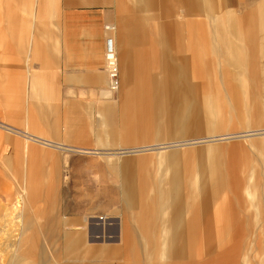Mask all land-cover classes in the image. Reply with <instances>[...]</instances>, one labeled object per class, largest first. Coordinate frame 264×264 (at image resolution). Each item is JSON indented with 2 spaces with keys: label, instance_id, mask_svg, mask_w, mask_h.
Segmentation results:
<instances>
[{
  "label": "crops",
  "instance_id": "1",
  "mask_svg": "<svg viewBox=\"0 0 264 264\" xmlns=\"http://www.w3.org/2000/svg\"><path fill=\"white\" fill-rule=\"evenodd\" d=\"M235 1L0 0V50L6 61L4 69L0 70L3 78L0 84L5 89L1 101L6 108L0 128L16 130L14 126H8L16 121L12 102L22 101L23 109V104H18V108H21L23 118L20 124L24 127L17 132L23 140L20 146H16L20 152L15 156L22 158L21 185L24 183V168L30 163L40 192L31 202V211L22 215L21 237L25 239L19 251L26 256L25 264L27 259L35 257L30 248L39 243L38 236L52 233L53 225L52 229H44V220L52 221L53 218L47 215L55 208H45L44 204L50 195L48 189L58 188L59 181L58 173L43 175L36 165L35 146L64 149L55 140L39 135L40 132L47 134L45 128L32 125L46 127L48 123H57L63 126L64 123V135L70 140H76L86 132L83 125L88 112L81 105L77 107L74 99H64L63 115H60L63 121L53 119L59 115L58 92H103L110 105H116L113 95H120L118 102L126 117V121H122L126 130L131 129L127 118L131 108L129 100L134 94L136 119L133 123L144 140L153 133V141H157L162 124L160 106L156 104L161 99L157 87L162 76L165 85L163 99L169 109L168 133L172 138L194 137L203 132L202 123L209 124L205 129L209 132L217 128L215 123L220 113L211 104L203 111L192 83V79L204 71L210 76L216 66L223 84L228 72L236 75L240 93L244 101H248L245 108L250 124L261 128L247 135L216 139L197 136L187 142L173 141L168 144L170 151L165 172L161 169L159 155L150 159L151 163L143 157L137 161L141 166L150 163L155 168L123 174L127 222L122 225L121 238L126 257L133 259L127 264H185V258L179 257L183 258L185 254L184 238L187 237L193 238L196 249L192 250L196 259L235 245L236 238L241 236L251 239L248 241L250 248L242 258L244 261L248 258L245 264L252 261L250 252L264 251V0L243 13L232 8ZM162 5L168 14L175 10L172 6L176 8V17L169 15L163 26L156 22ZM147 10H150L154 22L143 25L139 19L146 20ZM136 12L139 13L137 16ZM181 13L184 18L179 20ZM106 26H109L108 30ZM106 35L113 39L119 74L117 90L112 95L106 70L101 71L105 69ZM157 39L164 43L161 47L157 45ZM169 40L175 42L172 47L167 46ZM148 44L152 45L145 46ZM159 48L163 54L162 67L158 63ZM180 53L185 56L180 58ZM159 67L163 71H157ZM92 74L98 84L94 88L87 79ZM210 84L209 80L208 88ZM246 84L249 85L247 90ZM258 85L261 88L256 89ZM208 88L206 90L210 91ZM232 108L236 114L237 105ZM52 109H55V115L46 114V110ZM35 115L53 118L37 121ZM110 132L116 134L117 130L112 128ZM105 137L110 138L107 134ZM241 137L250 142L256 158L245 156L233 160L232 156L226 155L224 160L218 161L219 158L215 160L202 155L196 168L191 169L186 165L191 161L190 156H185L180 149L184 144L228 143ZM100 141L103 143L100 145H105ZM157 147L163 148V144L154 142L131 152L140 154ZM61 213L62 210L57 208L56 217H61ZM108 222L105 226L108 232H103V239L106 234L113 233L114 226H119L118 220H111V225ZM253 228L257 231L247 237L243 231ZM44 230L48 231L45 233ZM116 235L118 238V232ZM162 238L163 245L160 244ZM176 252L180 256L172 258V253ZM135 253L139 254L138 257ZM157 253L165 255L157 257Z\"/></svg>",
  "mask_w": 264,
  "mask_h": 264
},
{
  "label": "rangeland",
  "instance_id": "2",
  "mask_svg": "<svg viewBox=\"0 0 264 264\" xmlns=\"http://www.w3.org/2000/svg\"><path fill=\"white\" fill-rule=\"evenodd\" d=\"M260 1L261 0H244L243 2L242 0H236L231 6L238 11V13H243L242 11L254 7ZM164 8L166 9V7L162 5L161 9L158 11L159 14L156 21L162 26L168 22L169 15L172 18L176 17V8L174 6L171 8L175 10L170 14H168L169 12L166 13ZM137 14L139 13L136 12V16ZM179 16L181 18L179 20L184 18L182 13ZM145 19L146 20L143 21L140 18V23L147 25V23L150 24V22H154L150 10L146 11ZM151 41L153 42L152 39ZM157 43L160 47L164 44L161 42V39H157ZM174 43V40H169L167 46L172 47ZM150 45L148 44L145 46ZM135 49L133 48V50ZM180 54V58L185 56L184 53ZM158 57L159 66L162 67L163 54L161 48L158 49ZM4 59L3 52L0 50V70L5 67L6 61H4ZM160 67L157 71L162 70ZM104 70L105 69H102L101 71ZM151 73L152 72H150V74ZM225 76L226 83L223 84V78L219 73V68L217 69L216 66L215 72L210 76L204 71L201 75L192 79L193 87L194 89L196 88L198 94L197 97L202 102L203 111L206 110V105L211 104L214 105L216 110L220 113V117L215 123L217 126L216 130L211 132L205 130L209 126V124L205 122L200 125L204 133L200 132L199 135H195L194 137H212L216 139L223 136L247 135L253 132V130L261 128L250 124V119L246 115L247 108H245L248 101L245 102L240 93V89L236 82L238 79L235 77L236 75L228 72ZM1 79L3 78L0 77V80ZM87 79L90 80L88 83H91L92 88L98 85L94 81L95 75L92 74L90 78ZM159 79L161 83L157 87L159 90L157 94L161 99L158 100L156 104L160 106L161 117L159 120H162V124L160 126L161 131L160 134H158L157 141H153V133H150L147 136V140H144V136L138 133L135 123H133L136 119V102L133 97L134 94L132 99L129 100L131 108L129 110L130 116L127 119L129 121L128 126H131L130 130L123 128L124 124L122 121H126V117H124L125 115L121 108V104L118 102V100H121L120 95L114 94L113 100L116 101V105H110L108 104L109 99L105 93H98L97 91L83 93L58 92L59 101H57V114L59 115L54 118L52 117L54 120H57L56 122L63 121V117L60 115H63V101L66 98L74 99L77 107L81 105L83 110L88 112L86 113L87 117L83 125L86 132L78 139H66L63 122V126L62 124L56 123L53 125L52 123L51 125L48 123L46 125L48 130L41 124L32 125L33 127L45 128L47 134L39 131V135L42 137L43 135L44 137L46 136L48 140H55L56 143L58 142L61 144L60 146H63L64 149L42 147L39 145L35 146L36 158H38L36 160V165L42 170L41 172L43 175L50 174L51 176L54 172L58 173L59 181L58 188L48 189L50 190V195L47 197L44 204L45 208H50L51 206L55 208L53 212H48L47 215L48 218H53L52 221L50 220L47 222L45 221L46 219L44 220V229H52L51 226L53 225L52 233L49 235L47 232L48 230H44L47 234L38 236L40 239L39 243L31 246L33 249L30 248L34 251L35 257L27 259V264H127L133 261L132 258L126 257V247L121 238L122 225L127 222V207L124 204L122 187L125 184L122 179L123 174L137 169L145 168L151 170L155 168L153 164H150V159L159 155L162 158L161 169L165 172L168 165L167 157L170 151L168 144H171L173 141L187 142L190 138H194L193 136H187L184 138L176 137V139L172 138V134L170 135L168 133V125L166 122L170 119L168 118V103L163 99L165 85L162 84V80L164 78L160 76ZM209 80L211 84L208 88L206 84ZM244 87L247 90L249 85L246 84ZM206 88L210 91H207ZM259 88H261L259 85L256 86V89ZM97 89L98 88H96V90ZM4 91L3 84H0V122H4L3 113L5 112V107L4 102L1 101ZM110 95L112 94L110 93ZM245 96H247V93H245ZM256 103H259V101ZM12 104L13 110L16 112L14 116V121H16L15 123L13 122V124H7L8 126H14L13 128L16 130L0 128V176H2L0 179L4 180V185L11 186L12 188L0 192V264H8L7 261H3L2 252L5 245L8 243V238L4 234V227L8 226L9 220L12 219L13 221L11 222L13 225L16 224L17 218L15 216L18 206L13 200L16 190L14 187L21 184L22 176V158L15 155L20 152L16 146H20L23 140L17 132L18 129L24 127V125L20 124L23 118L20 114L21 108H18V104L21 105L23 103L17 100L12 102ZM236 105L238 112L235 114L232 107ZM23 106L24 104L22 105V109ZM31 110L37 113L35 108H31ZM54 110L55 109L46 110V114L51 113L55 115L56 113ZM52 118H50V116L42 117L35 115L34 119L40 121L52 120ZM112 128L117 130L116 134L110 132ZM122 129H124V131H122ZM106 131H108V133H106ZM106 134L110 136V138L106 139ZM98 136H101V138ZM113 136L115 137L114 139H112ZM258 138H262V136H258ZM100 140L104 141L105 145H100L103 144ZM154 142L163 144V148L157 147L155 150L140 154L131 152V150H136L137 148H146L147 145ZM249 143L247 138L241 137L231 139L228 143L212 141L193 146L184 144L180 149L185 156H190L191 161H188L186 165L191 167V169H195L196 163L198 162L197 160L202 155L212 157L215 160L219 158V160L217 159L218 161L224 160L226 155L232 156L233 160L245 156L248 158H256ZM22 150L24 152L26 151V149ZM140 157L145 159L148 158L150 163H146L142 166L139 165L137 161ZM31 202L25 204L22 210L23 216L31 211ZM57 208L62 210L60 214L61 217H56ZM111 220H118L119 226L118 228L114 226L112 230L114 234H106V238L103 239V236H105L103 232H105V230L108 232L107 227L105 228L107 221H109L108 225H111L113 223L110 222ZM255 231H257L256 228L248 229L243 232L247 234L246 236L248 237ZM117 232L118 238L116 235ZM227 232L230 231L227 230ZM99 233L103 234L100 235ZM244 238L246 237L241 236L240 238H236L237 243L235 245L223 248L215 253L203 255V257L196 259L195 251L192 250V248L196 249L193 238L187 237L184 238V257L179 258H185V264H245L242 258L247 254L250 248L248 241L251 239ZM165 239L168 240V238ZM79 242H81V244H79ZM155 244L158 245L159 243L156 242ZM160 244L163 245V238ZM134 255L138 257L139 254L135 253ZM164 255L163 253L156 254L157 257ZM197 255L200 257L199 254ZM249 255L253 258L250 264H264V251H259L258 253L250 252ZM173 256H180L179 252H176V254L172 253V258ZM255 256H258V258ZM24 257L26 256L22 253L20 254V251L17 250V253L14 255L15 260L11 264H25L26 259ZM233 259L236 260V262H232Z\"/></svg>",
  "mask_w": 264,
  "mask_h": 264
},
{
  "label": "bare ground",
  "instance_id": "3",
  "mask_svg": "<svg viewBox=\"0 0 264 264\" xmlns=\"http://www.w3.org/2000/svg\"><path fill=\"white\" fill-rule=\"evenodd\" d=\"M106 29L108 30L109 26H106ZM107 38H110V40H111V47H112V50L114 52V56H115V59H116V50H115V45H114L113 39L111 37H107ZM105 53H106V49H105ZM116 62H117V60H116ZM117 69H118V67H117ZM105 70H106V74H107L106 62H105ZM107 82H108L109 92L111 94H114V92L117 90V87H116V90H112L110 88L108 74H107ZM46 147H47V145H46ZM27 161L25 163H27ZM28 162H30V160ZM30 165H31L30 163H28V166L26 164V168H24V170H25L24 183H22V185L19 184V185H21V187L18 186V188H16L15 197L13 198L15 204L18 206L17 213H16V216H15L17 218L16 219V224L13 225V223L11 222V221H13V219H12V220H9L8 226L4 227L5 228L4 229V234L8 238L7 239L8 243L5 245V248L3 249L2 252H3V261H5V262L7 261L8 264L13 263V261L15 260L14 259V255H15V253H17V250H19L21 244L24 242L23 239H25L24 237H21L22 228L24 226V222L22 221V216H21L22 215V210L24 209L25 204H27V203H29L31 201H35L37 196H39V193H40L39 192V188L36 187V183H35L36 182V177H35L33 166L32 165L30 166ZM1 182H0V192H4V191H6V189H9L8 187L5 188V186H3L4 185L3 181H1ZM7 192H9V191H7ZM8 195H11V194H8ZM32 219H33V217H32ZM6 221H8V220H6ZM174 241H175V239H174ZM180 241H181V239H180ZM182 253H183V250H182ZM255 257L258 258V256H255ZM247 261H248V258L246 259L245 262H247Z\"/></svg>",
  "mask_w": 264,
  "mask_h": 264
},
{
  "label": "built area",
  "instance_id": "4",
  "mask_svg": "<svg viewBox=\"0 0 264 264\" xmlns=\"http://www.w3.org/2000/svg\"><path fill=\"white\" fill-rule=\"evenodd\" d=\"M106 69L109 79V85L112 90H116L118 85V69L114 52L111 47L110 38L106 39V53H105Z\"/></svg>",
  "mask_w": 264,
  "mask_h": 264
}]
</instances>
